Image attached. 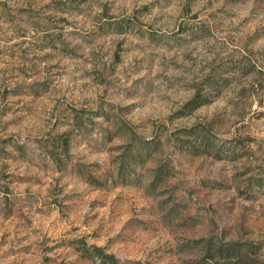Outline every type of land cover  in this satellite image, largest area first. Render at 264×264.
<instances>
[{"label":"rangeland","instance_id":"1","mask_svg":"<svg viewBox=\"0 0 264 264\" xmlns=\"http://www.w3.org/2000/svg\"><path fill=\"white\" fill-rule=\"evenodd\" d=\"M0 264H264V0H0Z\"/></svg>","mask_w":264,"mask_h":264}]
</instances>
